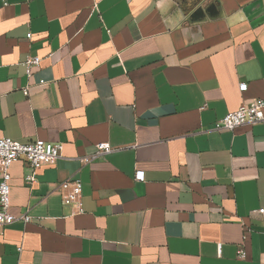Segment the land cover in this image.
<instances>
[{
  "label": "crops",
  "instance_id": "obj_1",
  "mask_svg": "<svg viewBox=\"0 0 264 264\" xmlns=\"http://www.w3.org/2000/svg\"><path fill=\"white\" fill-rule=\"evenodd\" d=\"M259 98L264 0H0V137L62 143L10 165L0 264H264V122L213 128Z\"/></svg>",
  "mask_w": 264,
  "mask_h": 264
},
{
  "label": "built area",
  "instance_id": "obj_2",
  "mask_svg": "<svg viewBox=\"0 0 264 264\" xmlns=\"http://www.w3.org/2000/svg\"><path fill=\"white\" fill-rule=\"evenodd\" d=\"M31 33H27L29 38ZM40 57L28 56L24 61L26 75L30 76L32 69L38 66ZM240 90L246 89V83L241 82ZM27 94V87L23 89ZM264 122V99H253L249 103L240 104L235 110L227 112L223 117L216 120L213 124L215 129L234 130L236 127L244 124L253 125L255 123ZM112 149L109 143H98L96 151L91 156L82 158L83 163L91 161L98 154L108 152ZM62 143L51 142L43 139H35L29 142H20L8 137H0V226L7 225L15 220L29 221L32 217L28 212L18 216L9 212L10 207V173L9 167L13 162L24 160L29 166V172L25 175V182L32 184L35 181V169L41 165L54 162L61 153ZM144 177L143 171L136 170L134 178L142 181ZM60 190L64 193V204L72 205L77 212L81 210V182L78 178H68L60 182ZM259 213H263L264 209H257ZM237 257L245 258L246 253L242 246L236 251Z\"/></svg>",
  "mask_w": 264,
  "mask_h": 264
}]
</instances>
